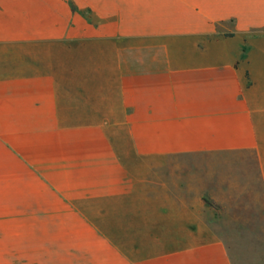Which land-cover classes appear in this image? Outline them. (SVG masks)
<instances>
[{
  "label": "crops",
  "instance_id": "crops-1",
  "mask_svg": "<svg viewBox=\"0 0 264 264\" xmlns=\"http://www.w3.org/2000/svg\"><path fill=\"white\" fill-rule=\"evenodd\" d=\"M263 141L264 0H0V264H234L148 175Z\"/></svg>",
  "mask_w": 264,
  "mask_h": 264
},
{
  "label": "rangeland",
  "instance_id": "rangeland-1",
  "mask_svg": "<svg viewBox=\"0 0 264 264\" xmlns=\"http://www.w3.org/2000/svg\"><path fill=\"white\" fill-rule=\"evenodd\" d=\"M176 167L148 175L151 187L161 181L167 185L165 191L151 189V194L192 204L186 207L192 213L167 214V222L173 225L178 218L183 222L176 224L217 230L225 234L221 240L229 246L234 264H264V141L261 157L181 159Z\"/></svg>",
  "mask_w": 264,
  "mask_h": 264
}]
</instances>
